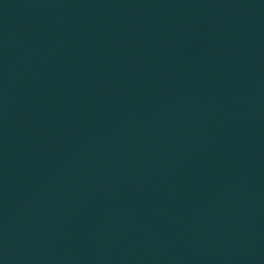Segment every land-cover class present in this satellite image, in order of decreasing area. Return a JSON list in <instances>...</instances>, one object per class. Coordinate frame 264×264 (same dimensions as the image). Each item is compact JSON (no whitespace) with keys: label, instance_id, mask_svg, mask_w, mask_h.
I'll list each match as a JSON object with an SVG mask.
<instances>
[{"label":"water","instance_id":"water-1","mask_svg":"<svg viewBox=\"0 0 264 264\" xmlns=\"http://www.w3.org/2000/svg\"><path fill=\"white\" fill-rule=\"evenodd\" d=\"M0 264H264V0H0Z\"/></svg>","mask_w":264,"mask_h":264}]
</instances>
